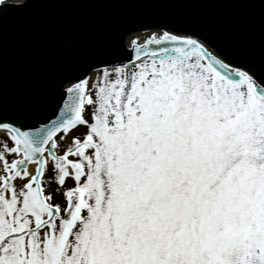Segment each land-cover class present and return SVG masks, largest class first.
Segmentation results:
<instances>
[{"label": "snow or ice", "instance_id": "1", "mask_svg": "<svg viewBox=\"0 0 264 264\" xmlns=\"http://www.w3.org/2000/svg\"><path fill=\"white\" fill-rule=\"evenodd\" d=\"M112 2L149 7L68 60L47 123L0 75V264H264V0ZM190 5L258 41L219 47Z\"/></svg>", "mask_w": 264, "mask_h": 264}, {"label": "water", "instance_id": "2", "mask_svg": "<svg viewBox=\"0 0 264 264\" xmlns=\"http://www.w3.org/2000/svg\"><path fill=\"white\" fill-rule=\"evenodd\" d=\"M148 7L112 0H36L30 8L0 15V75L9 99L21 95L27 103L26 122L40 127L54 111L59 114L60 92L75 72V67L63 66L74 55L101 51L115 25ZM178 10L213 31L221 48L258 41V34L249 30L251 21L228 8L190 5ZM258 14L257 9L245 15ZM135 27L132 21L126 26ZM130 39L125 36L124 43Z\"/></svg>", "mask_w": 264, "mask_h": 264}, {"label": "rangeland", "instance_id": "3", "mask_svg": "<svg viewBox=\"0 0 264 264\" xmlns=\"http://www.w3.org/2000/svg\"><path fill=\"white\" fill-rule=\"evenodd\" d=\"M81 131H82V129H81ZM68 184L71 185V184H72V181L69 180V181H68ZM53 187H55V185H53ZM48 190H49V191H52L51 188L48 189ZM55 201H56V202H63V197H62L60 194H56V196H55Z\"/></svg>", "mask_w": 264, "mask_h": 264}]
</instances>
